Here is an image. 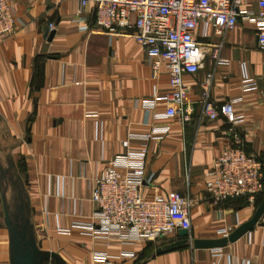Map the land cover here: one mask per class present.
I'll return each mask as SVG.
<instances>
[{
    "label": "crops",
    "instance_id": "crops-1",
    "mask_svg": "<svg viewBox=\"0 0 264 264\" xmlns=\"http://www.w3.org/2000/svg\"><path fill=\"white\" fill-rule=\"evenodd\" d=\"M7 1L22 24L0 42V129L14 138L5 150L15 167L20 163L26 208L40 226L39 252L54 254L57 264H106L96 259V252H107L113 264H264V214L226 247L185 246L162 254L157 249L178 240V234L135 244L114 239L106 246L78 228L57 231L90 220L96 207L87 199L89 187L110 158L126 151L122 141L147 129L143 103L170 92L169 71L165 65L155 69L147 49L133 37L99 28L93 4L78 14L75 0ZM259 1L240 0L242 8L254 11ZM257 33V23L239 17L223 37L211 30L202 38L222 44L220 57L226 64L212 56L215 46L205 47L201 68L184 74L191 119L159 121L169 123L170 130L161 140L149 141L147 172L154 174V185L148 192L190 195L192 239L224 237L258 207L247 200L216 202L206 186L213 161L235 136L264 162V47ZM207 89L217 106L239 99L235 111L241 120L230 124L223 116L206 115ZM158 102L156 112L165 107ZM142 143L131 140L132 146ZM4 215L0 207V264H14Z\"/></svg>",
    "mask_w": 264,
    "mask_h": 264
},
{
    "label": "built area",
    "instance_id": "built-area-1",
    "mask_svg": "<svg viewBox=\"0 0 264 264\" xmlns=\"http://www.w3.org/2000/svg\"><path fill=\"white\" fill-rule=\"evenodd\" d=\"M75 1L79 3L78 14L86 6L94 5V21L105 32L131 36L146 48L155 69L165 65L169 71L170 92L144 101L147 129L131 132L122 141L126 151L110 158L94 185L89 187L87 199L96 207L90 220L75 221L70 227H58L57 231L70 233L72 228H78L91 235L97 244L108 246L114 239L135 244L178 234L179 229L190 230L193 199L189 194L177 190L167 195L148 192V187L154 185V174L147 172L149 141L161 140L170 130L169 123L159 124V121L191 119L184 74L196 73L203 65L205 47L215 46L202 41L211 35V30L223 37L243 17L257 23L258 43L264 47V0L258 2V11L242 8L240 0ZM21 24L14 7L7 0H0V42L14 34ZM50 26L53 29L54 23ZM81 28L85 30L88 26L84 24ZM221 47L222 44L213 47L212 56L217 63L226 64L220 57ZM212 78L213 73L209 72L206 87L209 88ZM209 96L207 89L204 92L206 115L212 119L223 116L230 124L241 120L235 111V102L239 99L217 106ZM158 101L165 107L156 112ZM132 139L143 143L132 146ZM206 186L216 202L245 198L250 205H255L257 197L264 193V162L248 153L241 137L235 136L233 144L223 148L213 161ZM95 257L113 264L107 252H96Z\"/></svg>",
    "mask_w": 264,
    "mask_h": 264
},
{
    "label": "rangeland",
    "instance_id": "rangeland-1",
    "mask_svg": "<svg viewBox=\"0 0 264 264\" xmlns=\"http://www.w3.org/2000/svg\"><path fill=\"white\" fill-rule=\"evenodd\" d=\"M7 129H0V207L8 212L9 220L4 215L3 224L9 226L11 236V246L15 251L14 261L19 264V258L27 254L32 255L38 249L40 226L33 218L30 210L26 208L27 198L23 189L22 170L20 163L16 167L5 147L13 142L8 136ZM5 150V151H4ZM45 264L55 263V257H48Z\"/></svg>",
    "mask_w": 264,
    "mask_h": 264
},
{
    "label": "water",
    "instance_id": "water-1",
    "mask_svg": "<svg viewBox=\"0 0 264 264\" xmlns=\"http://www.w3.org/2000/svg\"><path fill=\"white\" fill-rule=\"evenodd\" d=\"M95 15V11H94ZM53 33V32H52ZM5 214L7 220H9L8 212L5 209ZM264 214V198L261 201V203L258 205L255 213L253 216L239 225L236 229H234L231 233L224 237L219 238H191L190 230L189 229H179L178 231V237L179 239L172 242L171 244L160 247L157 249V254L166 253L172 250L180 249L185 246H192L195 249H217V248H223L228 246L230 243H234L235 241L239 240L241 237L246 235L248 232H250L260 221L261 217ZM13 251V249H12ZM52 255H47L39 252L38 249H35L32 253V255H25L23 257L19 258V264H38L45 260V257L48 258ZM15 257V251L13 252V260ZM15 264V261H14Z\"/></svg>",
    "mask_w": 264,
    "mask_h": 264
},
{
    "label": "trees",
    "instance_id": "trees-1",
    "mask_svg": "<svg viewBox=\"0 0 264 264\" xmlns=\"http://www.w3.org/2000/svg\"><path fill=\"white\" fill-rule=\"evenodd\" d=\"M263 197H264V193L260 194L258 197H257V200H256V204L259 205L261 203V201L263 200ZM229 200H246L245 198H240V199H229ZM255 204V205H256Z\"/></svg>",
    "mask_w": 264,
    "mask_h": 264
}]
</instances>
